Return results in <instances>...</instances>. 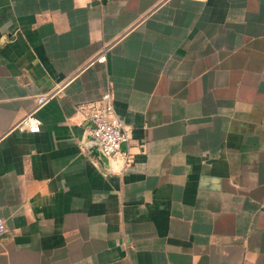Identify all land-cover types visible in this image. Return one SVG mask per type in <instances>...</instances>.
<instances>
[{
    "label": "crops",
    "instance_id": "obj_1",
    "mask_svg": "<svg viewBox=\"0 0 264 264\" xmlns=\"http://www.w3.org/2000/svg\"><path fill=\"white\" fill-rule=\"evenodd\" d=\"M0 215V264H264V0H0Z\"/></svg>",
    "mask_w": 264,
    "mask_h": 264
},
{
    "label": "built area",
    "instance_id": "obj_2",
    "mask_svg": "<svg viewBox=\"0 0 264 264\" xmlns=\"http://www.w3.org/2000/svg\"><path fill=\"white\" fill-rule=\"evenodd\" d=\"M105 56L99 57L104 61ZM51 95L39 96L40 106L46 102ZM80 110L89 122V131L98 139L104 153L112 158L123 162L126 167L131 164L132 159L129 152L124 151L122 146L130 139V131L125 121L120 117L115 106V97L110 88L105 89L101 96L87 104L80 106ZM17 127L39 131L42 119L37 115V109L29 112ZM7 231L5 219L0 215V237Z\"/></svg>",
    "mask_w": 264,
    "mask_h": 264
},
{
    "label": "water",
    "instance_id": "obj_3",
    "mask_svg": "<svg viewBox=\"0 0 264 264\" xmlns=\"http://www.w3.org/2000/svg\"><path fill=\"white\" fill-rule=\"evenodd\" d=\"M89 136H90V140H89L90 145H89V147H91L92 150H94L95 155H96V156H97V157H98V158H99L104 164L111 162V160L114 159V158L109 157V156H107V155L104 153V151H103V149H102V146H101V144L99 143L98 139L95 138V137L91 134L90 131H89Z\"/></svg>",
    "mask_w": 264,
    "mask_h": 264
}]
</instances>
